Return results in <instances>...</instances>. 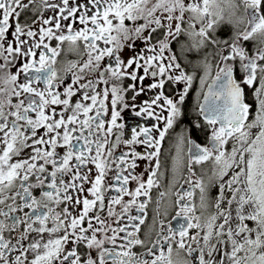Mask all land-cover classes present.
Instances as JSON below:
<instances>
[{
  "label": "snow or ice",
  "instance_id": "snow-or-ice-1",
  "mask_svg": "<svg viewBox=\"0 0 264 264\" xmlns=\"http://www.w3.org/2000/svg\"><path fill=\"white\" fill-rule=\"evenodd\" d=\"M0 264H264V0H0Z\"/></svg>",
  "mask_w": 264,
  "mask_h": 264
},
{
  "label": "flooded vegetation",
  "instance_id": "flooded-vegetation-1",
  "mask_svg": "<svg viewBox=\"0 0 264 264\" xmlns=\"http://www.w3.org/2000/svg\"><path fill=\"white\" fill-rule=\"evenodd\" d=\"M231 34V28L229 26H225V28L219 33V35L222 37V38H226L228 35ZM246 47L251 50L252 47H253V42H247L246 43ZM71 58V57H69ZM196 87V89L198 90V85L194 86ZM194 104H195V92H193L191 94V98L188 102V105H187V112L189 114V117L191 116L192 114V109L194 107ZM126 119H129V123H131V120L130 118L126 117ZM185 124L188 123V119L186 118L185 121H184ZM193 138L197 139L199 142L203 143V139H202V134L200 133H197V132H193ZM174 141L173 140H168L165 142L164 144V149H163V154H162V163L164 164V167H166L169 171H168V174L166 175V178L164 180V183L166 184L168 180H170L171 178V175H170V170H171V166H172V157L175 156V149L172 147ZM186 151V149H185ZM145 167V165L142 163L141 164V168L139 170H143V168ZM199 167V166H198ZM205 169L207 171H209L210 173V168L208 165H205L204 166ZM164 189L161 188L160 191H163ZM153 195H154V198L155 196L158 195V192L156 189H153ZM213 195H215V190H213ZM151 207V206H150ZM151 215V213H150Z\"/></svg>",
  "mask_w": 264,
  "mask_h": 264
}]
</instances>
